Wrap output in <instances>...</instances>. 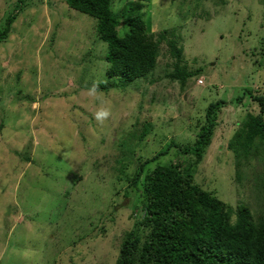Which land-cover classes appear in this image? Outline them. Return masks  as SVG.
<instances>
[{
  "label": "rangeland",
  "instance_id": "obj_1",
  "mask_svg": "<svg viewBox=\"0 0 264 264\" xmlns=\"http://www.w3.org/2000/svg\"><path fill=\"white\" fill-rule=\"evenodd\" d=\"M17 1L0 0V29L19 10L0 43V264H114L143 216L142 184H130L138 165L158 158L144 175L194 161L168 145L191 144L218 100L225 105L194 180L227 205L264 214L262 165L252 157L237 175L228 149L246 113L259 111L243 92L264 96L262 0H115L121 22L142 15L148 33L178 42L187 71L201 72L184 88L166 77L174 59L162 42L147 78L100 90L111 110L103 125L93 116L99 102L85 94L108 80L96 21L65 0Z\"/></svg>",
  "mask_w": 264,
  "mask_h": 264
},
{
  "label": "trees",
  "instance_id": "obj_2",
  "mask_svg": "<svg viewBox=\"0 0 264 264\" xmlns=\"http://www.w3.org/2000/svg\"><path fill=\"white\" fill-rule=\"evenodd\" d=\"M65 1L69 8L96 21V39L106 45L104 60L108 65L105 71L108 80L99 84L100 90L122 86L115 81L129 85L147 78L156 68L162 42L174 59L173 69L166 77L178 81L184 88L189 78L199 76L200 69L187 71L181 64L183 49L177 41L166 38V33L155 36L147 32L142 15L126 17L123 13L126 20L121 22L112 10L115 0ZM23 3L18 0L17 7ZM262 3L264 7V0ZM16 13L5 18L0 43L7 38ZM257 63L264 68V61L257 60ZM256 91L246 89L243 93L258 105L259 111L246 113L229 140L228 149L234 155L237 175L250 158L259 160L263 167L260 184L264 187V96ZM243 97L237 100L241 102ZM224 105L222 100L208 104L191 144L182 147L171 141L168 145L194 158L182 170L172 164L157 165L143 175L145 166L156 161V157L138 165L130 184L133 187L142 184L143 216L135 219L131 230L122 237L114 264H264V214L255 218L249 206L227 205L194 180L197 164L211 144L216 120ZM142 130L139 141L146 136L149 126L145 125ZM122 177L126 178L125 174Z\"/></svg>",
  "mask_w": 264,
  "mask_h": 264
},
{
  "label": "clouds",
  "instance_id": "obj_3",
  "mask_svg": "<svg viewBox=\"0 0 264 264\" xmlns=\"http://www.w3.org/2000/svg\"><path fill=\"white\" fill-rule=\"evenodd\" d=\"M85 94L88 98L99 102V106L96 107L93 116L98 124L103 125L105 121L111 118V110L110 107L105 106L106 102L101 99L103 93L100 91L99 84L94 81L91 86L85 88Z\"/></svg>",
  "mask_w": 264,
  "mask_h": 264
}]
</instances>
